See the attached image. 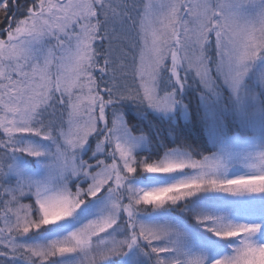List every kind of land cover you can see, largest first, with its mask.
<instances>
[{
	"label": "snow or ice",
	"instance_id": "snow-or-ice-1",
	"mask_svg": "<svg viewBox=\"0 0 264 264\" xmlns=\"http://www.w3.org/2000/svg\"><path fill=\"white\" fill-rule=\"evenodd\" d=\"M0 264H264V0H0Z\"/></svg>",
	"mask_w": 264,
	"mask_h": 264
}]
</instances>
